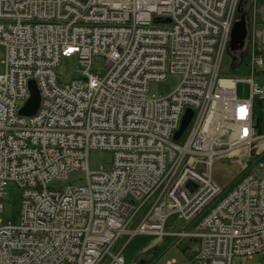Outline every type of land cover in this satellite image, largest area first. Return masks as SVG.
Returning <instances> with one entry per match:
<instances>
[{"label":"built area","instance_id":"built-area-1","mask_svg":"<svg viewBox=\"0 0 264 264\" xmlns=\"http://www.w3.org/2000/svg\"><path fill=\"white\" fill-rule=\"evenodd\" d=\"M239 3L0 0V212L9 183L22 190L17 219L0 226V264H100L107 255L108 264H127L126 246L111 252L117 240L163 238L171 214L194 227L175 234L180 240H200L194 264L264 260V179L247 174L224 188L215 178L238 150L264 154L254 119L255 100L264 99L254 80L264 70L255 22L252 76L242 79L249 96L239 94L240 79L220 77ZM75 55L81 78L60 84L56 67ZM96 58L104 74L93 70ZM169 74L181 76L177 88L150 95V83ZM30 80L41 101L25 116ZM188 108L187 136L175 141ZM94 149L113 152L110 171L89 170ZM76 169L86 170L85 185H52Z\"/></svg>","mask_w":264,"mask_h":264},{"label":"rangeland","instance_id":"rangeland-1","mask_svg":"<svg viewBox=\"0 0 264 264\" xmlns=\"http://www.w3.org/2000/svg\"><path fill=\"white\" fill-rule=\"evenodd\" d=\"M256 1V2H255ZM242 9L237 14L239 15L246 12L249 20V25L252 22H257L256 29L258 32L264 34V18L262 12L264 11V0H241ZM252 4L251 17L248 13V7ZM251 6V7H252ZM243 11V12H242ZM260 46H264V35L257 39ZM247 55L244 60L239 61L235 59L233 54L229 51L224 56L220 77L240 79L237 87L241 96L247 97L250 94V85L243 81L252 76L250 62L249 43L247 42ZM5 47L0 44V73L4 71ZM78 56L63 57L61 62L55 69V73L60 84L70 83L72 80L81 78V71L79 68ZM105 61L103 58H96L93 63V70L99 71L104 74ZM254 80L257 83L264 84V71H259L255 74ZM181 82L179 74H169L167 79L163 81H152L149 86L150 95H168L174 91ZM264 117V107H263ZM187 132L183 135L181 141H184ZM260 152V150H259ZM256 152L253 156L248 155L245 150H238L236 154L238 157L233 161H224L218 163L217 167H223L224 177L233 178V184L241 181L247 174H253L259 179H264V158L259 161L260 156L264 155ZM113 161V152L109 150L94 149L89 153L88 166L90 171H110ZM218 167V168H219ZM220 175V173H217ZM222 174V173H221ZM87 181L86 170L76 169L69 173L65 180L55 181L52 185L64 188L65 186L72 185L74 187L85 185ZM229 187V186H227ZM22 200V190L15 183H9L6 187V194L1 200L4 206L3 211L0 212V226L8 219L18 216ZM139 220L136 218L129 226L128 230H133L138 226ZM167 235L163 238H158L154 235L146 233H138L130 238L129 233H124L113 246L111 252H119L125 245L124 256L127 264L139 262L141 264H194V260L198 255L200 249V240L194 238H186L180 240L175 234L183 231H194V227L186 221L178 218V215L171 214L165 225ZM152 245V247H151ZM154 246H156L154 248ZM190 248L191 251H187ZM155 249V250H154ZM110 257L107 255L100 264H108ZM235 264H264V260L260 255L236 256L234 258Z\"/></svg>","mask_w":264,"mask_h":264},{"label":"water","instance_id":"water-1","mask_svg":"<svg viewBox=\"0 0 264 264\" xmlns=\"http://www.w3.org/2000/svg\"><path fill=\"white\" fill-rule=\"evenodd\" d=\"M247 34H248V18L246 14L242 13L241 15H239L238 20L235 21L233 25L230 41H229V49L231 51H238L242 49L246 43ZM28 85H29L30 97L28 98V100L26 101V103L20 109L19 112L21 115L32 116L39 109L41 94L35 80H30ZM193 114L194 111L191 108H188L186 110V113L181 120L179 129L173 135L175 141L180 140L181 137L184 135L187 127L191 122ZM216 178L220 186L222 187H225L232 180L229 179L226 182H224L220 180L217 176Z\"/></svg>","mask_w":264,"mask_h":264},{"label":"trees","instance_id":"trees-1","mask_svg":"<svg viewBox=\"0 0 264 264\" xmlns=\"http://www.w3.org/2000/svg\"><path fill=\"white\" fill-rule=\"evenodd\" d=\"M264 99H256L254 104V118L255 127L260 134H264V117H263ZM263 158H260V161ZM17 216H14L12 220H16Z\"/></svg>","mask_w":264,"mask_h":264},{"label":"flooded vegetation","instance_id":"flooded-vegetation-1","mask_svg":"<svg viewBox=\"0 0 264 264\" xmlns=\"http://www.w3.org/2000/svg\"><path fill=\"white\" fill-rule=\"evenodd\" d=\"M247 43H245L244 47L238 51H229L233 54L235 59H239V61L244 60L247 55Z\"/></svg>","mask_w":264,"mask_h":264},{"label":"crops","instance_id":"crops-1","mask_svg":"<svg viewBox=\"0 0 264 264\" xmlns=\"http://www.w3.org/2000/svg\"><path fill=\"white\" fill-rule=\"evenodd\" d=\"M252 1L254 2V0H252ZM255 2H256V1H255ZM251 6H252V4H251L250 7H248V9H247L250 17H251V10H252V8H253V6H252V7H251ZM249 9H251V10H249ZM261 14H262L261 17L264 18V11H263ZM250 19H251V18H250ZM250 21H251V20H250ZM256 25H257V22H256ZM262 34H263V32H262ZM263 35H264V34H263ZM263 35H262V36H263Z\"/></svg>","mask_w":264,"mask_h":264},{"label":"bare ground","instance_id":"bare-ground-1","mask_svg":"<svg viewBox=\"0 0 264 264\" xmlns=\"http://www.w3.org/2000/svg\"><path fill=\"white\" fill-rule=\"evenodd\" d=\"M224 82L227 83V84H228V83L230 84L231 81H229V80H225Z\"/></svg>","mask_w":264,"mask_h":264}]
</instances>
